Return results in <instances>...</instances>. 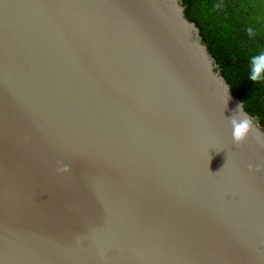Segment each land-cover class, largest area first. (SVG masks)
Returning a JSON list of instances; mask_svg holds the SVG:
<instances>
[{"label": "water", "instance_id": "obj_1", "mask_svg": "<svg viewBox=\"0 0 264 264\" xmlns=\"http://www.w3.org/2000/svg\"><path fill=\"white\" fill-rule=\"evenodd\" d=\"M0 264H264V132L178 0H0Z\"/></svg>", "mask_w": 264, "mask_h": 264}, {"label": "trees", "instance_id": "obj_2", "mask_svg": "<svg viewBox=\"0 0 264 264\" xmlns=\"http://www.w3.org/2000/svg\"><path fill=\"white\" fill-rule=\"evenodd\" d=\"M178 4L197 27L232 96L264 132V79H250L252 56L264 52V0H178Z\"/></svg>", "mask_w": 264, "mask_h": 264}, {"label": "clouds", "instance_id": "obj_3", "mask_svg": "<svg viewBox=\"0 0 264 264\" xmlns=\"http://www.w3.org/2000/svg\"><path fill=\"white\" fill-rule=\"evenodd\" d=\"M249 34L250 35L252 34L251 29L249 30ZM250 79L252 81H258L260 79H264V52L258 55L252 56ZM231 124L233 128L232 135H233L234 141L237 144L243 143V141L246 139L250 131L251 121L249 119H243L240 121H237L236 119H232ZM248 167H249V170L253 169V165L251 164ZM60 171L66 172L68 171V168L65 166L61 168ZM256 171H260V168L257 167Z\"/></svg>", "mask_w": 264, "mask_h": 264}]
</instances>
